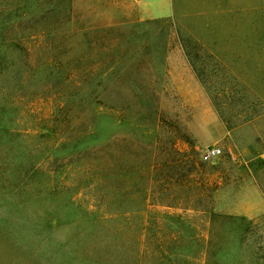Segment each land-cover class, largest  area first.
Segmentation results:
<instances>
[{
	"label": "rangeland",
	"instance_id": "obj_1",
	"mask_svg": "<svg viewBox=\"0 0 264 264\" xmlns=\"http://www.w3.org/2000/svg\"><path fill=\"white\" fill-rule=\"evenodd\" d=\"M1 4L0 264H264V0Z\"/></svg>",
	"mask_w": 264,
	"mask_h": 264
},
{
	"label": "trees",
	"instance_id": "obj_2",
	"mask_svg": "<svg viewBox=\"0 0 264 264\" xmlns=\"http://www.w3.org/2000/svg\"><path fill=\"white\" fill-rule=\"evenodd\" d=\"M2 3L8 0H1ZM27 17L26 13H21V10L18 8H6L5 6L0 5V74L4 73L7 69V57L2 54L3 47H12L16 50H23V42L27 40H31L33 37H44L51 34V30L49 28H35L33 32L28 34H24L21 36H8L11 30H15L18 27H21L20 21ZM17 35V34H15ZM104 166L107 163L102 164ZM103 166V167H104ZM101 167V166H100Z\"/></svg>",
	"mask_w": 264,
	"mask_h": 264
},
{
	"label": "built area",
	"instance_id": "obj_3",
	"mask_svg": "<svg viewBox=\"0 0 264 264\" xmlns=\"http://www.w3.org/2000/svg\"><path fill=\"white\" fill-rule=\"evenodd\" d=\"M222 155V150L218 147H209L203 153V160L212 162Z\"/></svg>",
	"mask_w": 264,
	"mask_h": 264
}]
</instances>
